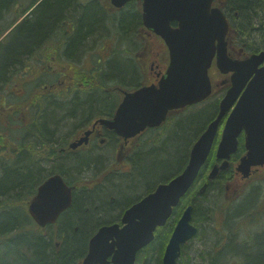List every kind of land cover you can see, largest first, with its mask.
<instances>
[{
	"label": "trees",
	"instance_id": "1",
	"mask_svg": "<svg viewBox=\"0 0 264 264\" xmlns=\"http://www.w3.org/2000/svg\"><path fill=\"white\" fill-rule=\"evenodd\" d=\"M220 1L238 38L248 34L254 41L263 36L264 0ZM140 26L134 2L109 13L99 0H0V264H79L93 229L111 221L112 213L132 195L178 172L187 158L188 143L214 117L217 99L177 120L166 138L154 133L158 146L140 144L129 174L120 176L119 182L109 178L106 187L81 191L55 227L40 228L32 221L26 197L35 192L45 169L65 167L70 179L104 165L98 153L50 164L39 157L45 145L54 153L56 145H63L92 114L109 112L117 94L106 89L138 84L140 72L130 59L140 46ZM50 52L55 54L53 63ZM14 80L17 91L8 89ZM226 174L221 171L202 192L191 186L173 215L177 218L191 201L193 223H207L212 204L208 191L219 192ZM238 206L227 209V224L245 213ZM172 227L170 223L156 230L145 248V261L136 264L156 263L154 253L160 258ZM212 249L213 245L202 251L201 264H229L231 256L239 264H264V224L241 244L228 238L216 252Z\"/></svg>",
	"mask_w": 264,
	"mask_h": 264
},
{
	"label": "water",
	"instance_id": "2",
	"mask_svg": "<svg viewBox=\"0 0 264 264\" xmlns=\"http://www.w3.org/2000/svg\"><path fill=\"white\" fill-rule=\"evenodd\" d=\"M110 1L121 7L129 0ZM140 1L143 25L165 43L168 64L157 84L125 91L113 117L100 120L105 127L122 138L131 137L145 128L159 126L169 111L204 100L212 92L209 70L214 62L221 72H230L231 85L219 102L217 115L192 144L184 169L129 207L121 218L122 226H100L89 239L81 264H135L137 252L153 241L156 228L166 223L173 207L191 187L211 151L221 119L231 108L215 149V157L223 161L213 165L208 177H215L227 167L241 131L246 154L237 169L246 176L251 166L264 163V51L245 59L230 57L228 23L213 0ZM173 21L175 26L171 25ZM71 191L59 174L40 184L28 205L36 224L54 223L69 207ZM191 216L189 204L167 240L162 264H176L181 245L197 232Z\"/></svg>",
	"mask_w": 264,
	"mask_h": 264
},
{
	"label": "flooded vegetation",
	"instance_id": "3",
	"mask_svg": "<svg viewBox=\"0 0 264 264\" xmlns=\"http://www.w3.org/2000/svg\"><path fill=\"white\" fill-rule=\"evenodd\" d=\"M99 2H101V4L106 9V11H109L108 7L111 6L110 0H107L106 5L103 2V0H99ZM131 2H133V1H129L126 5H128ZM135 2L136 1H134V3ZM138 5L135 4L136 7H138ZM113 12H116V11H113ZM228 14L229 13H227L226 15L228 16ZM262 25H263V28H262L263 36H262V34H260V36H262V37H259V39L257 38V40L252 41L248 34H246L245 36H243L241 38L234 37V35H233L232 36L233 40L229 39V42H228V49H229L230 55L233 57H246L249 55V54H247L248 52H258V51L264 49V22ZM8 33L9 32H6V34H8ZM233 33H238V32L236 30H233ZM144 34L146 36L153 37V35L150 32L144 31ZM237 38L239 39V41L236 40ZM150 40L152 41L151 44H148L149 41H147V40L145 41L148 46H147V49L144 51V54H141V53L139 54V61L141 62V69L143 71V82L142 83H146V84L157 83V81H158L160 75L163 73V71L165 69V65L167 64V61H168V58H167L168 55L166 52H164L165 55L162 58V61H163L162 64L158 63L155 58H152L150 61H148L151 56L148 58L147 54H151V51H152V48H153L155 41H160L159 39H156V38L150 39ZM251 43L255 44V46L252 45ZM92 48H93V45L89 48L84 49V50L92 49ZM45 49H47V48L45 47ZM84 50H83V54H84ZM46 52H49V50ZM48 54L52 56L50 62L53 63L56 60V59H54L55 54L52 52H50ZM64 54H65V52H64ZM146 66L148 67V70H147ZM210 72H211V79H213V82H217V81L221 82L219 87L222 85H223L222 88H224L225 86H226V88L229 87V85H230L229 73L221 72L214 65L211 68ZM125 86H127V85H125ZM106 90L107 91L112 90L117 94V98L114 101L113 106L109 110L108 113L104 114V113L100 112V113L92 114L86 121L83 122V124H81L77 127L74 134H68V137H66L65 143L63 145H56L57 150L54 153H52L50 151H48V152L46 151L48 146L45 145L42 147L43 151L39 157V160L41 162L44 161L46 164L54 163L55 161H59V160H62V159H65V158H68L71 156H78L79 157V156H83V155H87V154H91V153H98L105 160V163L102 167H100L96 170H92V171H82L80 174H77L75 177L70 178V179H69V176H67V172H66L67 169L65 167L59 168L56 165L51 169L50 168L45 169V170H47L46 173L48 175L43 180L39 181L37 186H39L43 181L48 179L50 176H52L54 174H59L62 177V179L65 181V183L68 186L72 187L71 204L66 210H64L59 215L57 222L61 219L63 214L65 212H67L68 209L72 206L73 199L75 198V196L79 195L81 193V191H84V190L85 191H93V190H97V189L106 187L105 185H106V182L109 178H111V177L112 178L113 177L118 178L120 176H123L124 174H129L133 170V163L131 160L133 157V154L135 152H137V148L140 146V144H144V143H140V141L144 140V142H145L146 139L144 136L147 135L149 132V129H145L143 132L139 133L138 135L127 137V138H122L120 135L116 134L114 131L105 127L100 122V120L104 119V118H111L113 116L114 111H115V109H116V107L120 101V98H121V95H120L121 91L118 88V86H113V87L108 88ZM89 92H93V90L91 89ZM178 111H180V110H178ZM217 113H218V107H217V111H216L214 117L217 115ZM223 121H224V117H223L221 122H223ZM146 138H148V137H146ZM30 140H32V138H30ZM79 140L81 142H79ZM107 145L111 146V150H112L111 153L114 152V156H113L114 162H112L110 164H108L109 163L108 160L110 158L109 151L103 152L106 154V157H104L103 153L98 151L99 149H102L103 147H105ZM240 156H241V154H239V153H237L235 155L233 153L231 155V157L229 158L230 166L227 169H225V171H227V174L222 179V182H221L222 187H221V190H219L220 193L223 190L224 198L226 199L225 204L228 205V207L224 210V217L225 218L227 217V214H228L227 209L231 206L230 202H232V200L234 199V196H235L234 191L230 190L231 186H236L235 187L236 193L242 191V189L246 186H258V188H259V186H264V165L251 167L250 175L248 177H243V175L241 173L236 171V165L239 162ZM213 159H214V157H212V155H210L209 158L207 159L205 165L203 166V169L199 173V176H198L196 182L194 181L192 186H198V187L208 186V183L213 182V180L217 179L218 176H220V172L224 171V170H221L216 177H214L212 179H208V172H209L210 168L215 163L221 162V160H215V159L213 160ZM198 187H197V189L199 191ZM251 189H253L255 191V198H256L255 199L256 204L253 201L254 204L252 205V207H253L252 210H253V212L256 210H257V212H259L258 207L260 206V201H259L260 199L258 198V192L254 187H251ZM151 190H152V188L145 190L144 194L142 196L132 195L134 197L131 198V200H129L126 204H124L121 207V209H118L119 212L116 214V216L114 215V218L111 221H108V222L103 223V224L118 223L119 225H122L121 218L123 216V213L129 207H131L133 204H135L136 202L141 200L143 196L150 193ZM249 193L250 192H248V193L243 192L241 194H245V197H244V199H245V198H247ZM227 200H228V202H227ZM257 200L259 201V205L257 204ZM261 200L264 201V194L261 196ZM110 201H113V199H110ZM257 205H258V207L254 209V207H256ZM261 216L264 218V211H263V214ZM239 220L240 219L238 218V219L231 220V222H236ZM262 223H263V221H262ZM99 227L100 226L96 227V231ZM95 232L91 233L89 237H91V235H93ZM256 232H259V231H256ZM256 232H254V234ZM217 233L219 234V236L216 237L217 238L216 245L218 247L222 244L227 243L228 238H231L232 240L235 241V243H239V244H241V241L239 239L243 238L239 231H232V230L225 231V232L224 231H218ZM247 239L243 240V242L247 241ZM146 247H144L143 249H141L139 251L137 260H140L142 262L145 261V257H146L145 248ZM218 247L216 249H218ZM239 247H236L234 249L235 251L237 250L236 254L240 253ZM214 248H215V246L213 247L212 250H213V252H216V251H214V250H216ZM86 252H87V248H86ZM86 252H85V254H86ZM231 258H232L233 262L232 261H230V262L232 264H237V263L239 264V262H237V258H233L232 256H231ZM79 264H80V261H79ZM179 264H187V263H185L183 261H181V262L179 261ZM241 264H243V263H241Z\"/></svg>",
	"mask_w": 264,
	"mask_h": 264
},
{
	"label": "rangeland",
	"instance_id": "4",
	"mask_svg": "<svg viewBox=\"0 0 264 264\" xmlns=\"http://www.w3.org/2000/svg\"><path fill=\"white\" fill-rule=\"evenodd\" d=\"M103 2L106 4L107 0H103ZM11 17H12V14L7 16L8 19H10ZM145 39H154V38L147 37ZM151 43H152V41H149L148 44H151ZM147 46L148 45L146 44V42L143 41V45H142L141 49L138 50V52H140L141 54H144V51L147 49ZM164 52H166V51H165L164 45L161 43V41H155L153 48H152V51H151V54H147L148 58L151 56L148 61H150L152 58H155L158 63L162 64L163 63L162 58L165 55ZM146 68L148 70L147 66H146ZM136 70H137V72L140 71V69L138 70L137 66H136ZM141 72L143 73L142 69H141ZM17 83H18V80L11 81L8 84L9 85L8 89L12 88L13 90L17 91V89L19 87V85H17ZM214 84H215L214 87H218L221 84V82L217 81V82H214ZM211 100H214V98L212 99V97H211V99L208 100V102H210ZM205 103L206 102L202 103L201 105H196L193 108H187L183 111V113L179 114V116H177V117L184 118V117H186L187 113H188L187 115H189L191 113H194V112L206 107L207 105H204ZM171 123H174L173 118L171 119ZM176 123H177V121L175 122L174 127H175ZM207 123L194 136L192 141H190V143H188V145H187V158H186L185 162L183 163V165L180 167L179 171L172 173L168 178H166L164 180H158L152 186L151 191H154L158 184L168 182L172 176L176 175L182 169H184V167L186 166V164L188 162L190 148H191L193 142L197 139L198 135L206 127ZM169 129H170V127L169 128L168 127L162 128V129H159L158 131L151 132V133L145 135L144 136L145 139H146V137H148L147 139H150V141H149L150 144L145 143L144 140H141L140 143H144L143 145H147L146 148H149L150 147L149 145H151L152 143H154V144H156V146H158L157 144L159 143V141H155L156 140L155 136H157V134H154V133H158V134L160 133V134H162L161 138H164V136L166 138L169 135ZM173 129L174 128H171V131ZM98 151L101 153H103L104 151H106V152L109 151L110 158L108 160L109 161L108 164L114 162L113 161L114 152L111 153V151H112L111 146L107 145V146L103 147L102 149H99ZM103 154H104V157H106V154L105 153H103ZM118 178H117V182L120 181V178L119 179ZM118 184H120V183H118ZM235 187L236 186L230 187V190L234 191V194H235L234 199L232 200V202H230V205L231 206H234L235 204L239 205L238 207L242 208V210L245 211V213L243 215H241V217H245V218H242L239 221L230 222L229 224H227L226 218L224 217V210L228 207V205L225 204L226 199L224 198L223 190L221 191V193L217 192V191L214 192L212 190H209L208 191L209 192L208 198L210 200V203H212V204H210L211 205V210H210L211 218H210V220H208L207 223L206 222L205 223H202V222L199 223L198 222V226L195 224V222L193 223L194 225L197 226V232L196 233H198V234L194 238H192L190 241H188L186 244L181 246V251H180V256H179L178 261L180 260V262L183 261L187 264H201L202 258H203L202 251H204L205 248L208 246L212 247V242L215 241V238L219 236V234L217 233L218 231H224V232L230 231V230L239 231L241 233V236L243 237V238H240L239 240L241 242H243V240L249 238L254 232L260 231L263 228L264 218L261 215L263 214V211H264L263 210L264 209V201L261 200V196L264 194V186H259V188H258V186H246L242 189V191H240L238 193L235 192ZM251 187H254L258 192V198L260 199L259 200L260 206L258 207L259 201L257 200L258 205L256 207H254V209L258 207L259 212H257V210L253 212V210H252L253 209L252 205L254 204L253 201L256 204V201H255L256 198H255V191L254 190H251V192L249 193L247 198H245L243 201H241V204L237 203L245 196V194H241V193H243V192L248 193L250 191ZM143 194H144V191H139L137 194H135V196H137V195L142 196ZM31 196L26 197L27 204H28ZM190 202L191 201H189L188 203H190ZM227 202H228V200H227ZM118 212H119V210L112 213L113 214L112 217L114 218V215L116 216V214ZM241 217H238V218H241ZM175 218H176V216L172 215V217L168 220V222H166V225H168V224L170 225V223H172V225H173L175 220L177 219V218L176 219ZM238 218H234V219H238ZM234 219H232V220H234ZM191 221L193 222L192 216H191ZM262 221H263V224H262ZM98 226H101V224H98ZM95 231H96V228H94L91 233H93ZM158 254L160 255V253H158ZM154 256H157L158 260H159V256L157 255V253H154ZM151 262L153 263L152 260H151Z\"/></svg>",
	"mask_w": 264,
	"mask_h": 264
},
{
	"label": "bare ground",
	"instance_id": "5",
	"mask_svg": "<svg viewBox=\"0 0 264 264\" xmlns=\"http://www.w3.org/2000/svg\"><path fill=\"white\" fill-rule=\"evenodd\" d=\"M48 174L47 173H45L44 175H43V177L40 179V180H43L46 176H47ZM216 243H217V240H216V242H212V245H213V247L215 246V248L214 249H216L218 246L216 245ZM217 246V247H216ZM215 251V250H214ZM253 251H250V253H252ZM162 254H163V250H162V253H161V255H160V258H159V260L157 259V261H156V263H154V264H162ZM249 254V253H248ZM246 257H247V254H243V256H242V258H243V260H245L246 261ZM227 260H228V263L229 264H232L230 261H232V258H230V257H228L227 258ZM233 262V261H232ZM238 264V263H237Z\"/></svg>",
	"mask_w": 264,
	"mask_h": 264
}]
</instances>
